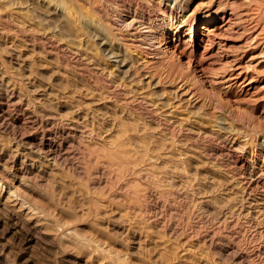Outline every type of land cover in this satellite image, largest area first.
<instances>
[{"label": "rangeland", "instance_id": "obj_1", "mask_svg": "<svg viewBox=\"0 0 264 264\" xmlns=\"http://www.w3.org/2000/svg\"><path fill=\"white\" fill-rule=\"evenodd\" d=\"M20 1L0 0V13L2 12V15L0 14V29L8 24L11 25V22L14 21L11 13H16L15 15L22 16L21 18L24 17L28 22L30 20L31 23H34L33 25H38L39 28L46 27L47 32H52L60 24L56 17V21L52 19L49 8H46L48 0H34V7L32 6V9L28 11L24 6L27 3H24L23 0ZM141 1L149 5L157 3L156 9L166 6V8L174 10L186 30L178 38L174 37L171 41L172 46L162 40V37L159 43H155L151 47L147 41H143L142 35L134 32L126 33L124 25L121 24L117 15L112 13L113 15L108 18L110 21L106 20L105 23L107 22L106 24L115 28L117 39L123 38L124 45L126 44L127 47L128 44L127 48L133 52L127 61V66L123 68V71L128 68L125 73L132 81L130 82L137 85L143 83L146 86V83L152 81L154 84L157 79L149 78L148 73L144 74L149 71L143 67L151 66L154 62L157 65L161 61L168 65L170 74L165 81L154 88L152 86L144 89L149 98L164 103V109L168 111L180 109L179 112L191 114L197 112L199 114L198 111L203 107L205 111L203 109L201 111L206 115L207 126L210 125L211 130L208 129L217 139L214 142L215 139H212V136V140L207 145L204 144L205 147L211 146L210 150L214 152L216 142L230 146L234 155L242 157L244 161L245 166L242 172L244 177L241 176L243 182H253L256 177H261L260 179L264 180V0ZM51 4L53 5V2L50 3V6H52ZM213 14L215 15V24L207 27L201 25L203 19H208ZM5 17H9V19ZM51 19L52 21H50ZM191 20H193V25L196 24V28L192 31L193 33L189 34ZM8 21L10 22L7 23ZM208 28L211 31L207 35L205 29ZM63 29L65 28L57 31V40L61 44L73 45L75 42L73 32L67 28L65 31ZM20 31L15 38L16 40L18 38L17 50L15 48H12L13 51L10 48L2 49L0 64L3 62L5 66L12 53L19 54L18 58L22 62L24 60V64H31L34 68L31 67L32 78L36 82H40L39 86L45 89L51 90L49 87H52L53 91L56 89L58 96L50 98L54 99V103H44L43 97L40 96L44 89L40 88L39 92L36 91L39 96L27 92V97L39 99L34 103L48 106L58 121L67 122L70 115L67 109L62 107V105L64 106L62 102L68 100L69 104H76L77 98L74 94L69 96L70 94L66 90L63 91L64 94L59 91L60 95L58 90L61 89L58 88V83H60L59 77L62 76L60 74L66 71L71 73L70 80H68L74 79L75 76L70 72L73 68L70 64L66 66L63 62L61 63V59H57L54 53L51 54L53 57L48 56V62L42 63L43 57L36 52L38 50L37 42H31L34 36L30 38L29 33L23 31L22 34V30ZM141 32L150 36L146 29L142 28ZM0 34L2 33L0 32ZM198 34H200V38H196ZM21 38L23 43H21ZM183 43L187 47L186 49H184ZM120 47L123 50V45ZM7 50L10 56L7 54ZM31 50H36V54ZM131 65L132 67H130ZM40 66L42 69L39 68ZM133 69L134 72L137 70V74L133 72ZM112 70L114 71V68ZM15 73L10 71V74ZM43 75L46 80L40 78ZM123 75L125 74L122 73L120 76ZM85 77L91 86L94 79L89 75H85ZM48 79L50 82H46ZM99 84L97 85L100 86ZM95 85L93 84L91 87L95 88ZM23 93L26 95L25 92ZM65 94L68 95V98L64 99ZM154 95L156 96L154 97ZM1 102L0 100V264H232V253L226 251V247L231 244L236 247V249L234 248L236 252L245 257L249 256L250 259L252 251L262 249L258 257L253 260L263 264L264 235L260 236L259 234L258 236V229L264 227V188L248 190L249 193L242 195V201L240 196L235 193L238 189L233 184L237 181L230 176L232 174L229 170L232 165L229 164V167L225 161L217 158L219 156L214 154L215 156H213L217 159H210L214 161L212 163L206 159L204 167L203 163H198V167L201 165L202 168L197 167V170L194 162L183 164L184 169L180 171L179 175L180 178H183L182 181L185 177L191 176L188 174L193 176L196 173L194 180L204 183L201 182L205 192V195L202 194L200 197L204 200L201 209L198 201L192 200L195 199L192 197L194 195L193 183L195 182L190 184L191 187L189 184L180 182L177 183L179 188H173V195L169 194L172 191L166 190L163 195L160 194L162 198L158 194H156L158 198L153 194L149 197L150 199H144L140 203V213L133 206L130 197L128 198L130 190L128 188L124 189V191L127 190L126 192L119 190L118 184L121 181L116 180L118 184L113 181L115 180L112 178L114 175L113 173L110 175L109 169L105 168L102 170L103 172L99 171L100 164L97 163L99 161L95 163L97 155L91 148V144L94 143L93 139L90 141L82 139L83 142L79 141V136L74 137L67 144H63L62 148L60 147L57 161L54 162L36 150L38 140L42 136L40 133L42 129L38 128L33 131L28 125L29 115L18 113L12 105H1ZM54 106L55 108H53ZM65 111L66 113H63ZM75 125L78 130L82 129L80 124ZM86 128L89 129V127ZM32 132L38 133L33 134ZM59 140L57 139V141ZM185 144L188 145V142ZM201 144L203 143L201 142ZM191 152L194 150H189L188 154ZM188 154L187 157L190 156ZM203 154L199 153L202 158H206L208 155ZM90 155H92L91 158ZM213 156L211 157L213 158ZM98 160L100 159L98 158ZM216 165L219 168L218 166L216 168ZM223 167H227L228 171ZM212 169L215 171L214 173L224 174L222 182H217L215 179L209 180L210 176L214 175ZM223 169L225 170L223 171ZM206 171L211 174L206 177L208 180L205 178ZM192 176L191 178H193ZM235 177L237 178V176ZM115 183L117 187L114 185ZM209 185H216V188L209 189L207 188ZM212 196L217 197L216 199L219 198V201L211 202ZM163 198L166 201H163ZM239 204L244 207H242V212L240 214L233 212V216L226 214L224 219L229 217L225 219L226 222L223 218L218 219L207 214L208 212L205 210L209 208L211 212V206L226 209ZM136 212L137 214H135ZM214 217L216 219H213ZM215 237L221 239L220 246L215 245ZM235 262L237 261H234L233 264Z\"/></svg>", "mask_w": 264, "mask_h": 264}, {"label": "bare ground", "instance_id": "obj_2", "mask_svg": "<svg viewBox=\"0 0 264 264\" xmlns=\"http://www.w3.org/2000/svg\"><path fill=\"white\" fill-rule=\"evenodd\" d=\"M33 1L34 0H23L24 3H27L26 5H24L25 8L27 7V11L32 9ZM52 2H53V5L51 4L52 6H50V3ZM156 5L158 4L152 3L151 5H149V4L144 3L141 0H48V4L46 5V8H49V12L52 15V19L56 21L55 20V17H56L60 23L58 25L59 27L56 26V28L58 29L55 28V30H53L52 32H47L45 30L46 27L39 28L38 25H33L34 23H31L30 20L28 22L24 19V17L21 18L22 16L19 17L15 15L16 13L15 14L11 13L12 14L11 17L13 18L14 21L11 22V25L8 24L6 26L1 27L0 29V32L3 34V35L0 34L1 36L0 37V43H1L0 51L5 48L7 49L10 48L11 50L12 48L16 49V45H17L16 43H17L18 38L17 40L15 38L16 36H18V33L21 32L20 30H22V34L24 32H27V34L29 33L30 38L31 37L33 38L34 36V39L32 40L30 38L29 39L31 40V42H34V43L37 42L38 50L37 51L35 50V51L43 57V59H41L42 63L48 62L47 61L49 58L48 56L49 55L52 56L51 54L54 53L57 59H61V63L63 62L64 64H66V66L70 64V66L73 68V70L71 69L70 72L73 73L75 78L73 77L74 79H72L71 81H69L71 77V73L69 74V72L66 71L63 74H60L62 76L59 77L60 83H58L59 84L58 88L61 90H58V92L62 91L61 93L64 94L63 91L66 90L70 94L69 96H73L72 94L76 95L77 101H76V104L75 103L69 104L68 100H64L65 98H68V95H66L67 93L65 94L66 96L63 99L64 102H62L64 106L62 105V107L67 109L70 117L67 119V122L58 121L57 117L53 115L52 111H50L48 106L45 107V105L43 106L42 104L41 105L38 103L35 104L36 102H38L39 99L29 97V96L27 97V92L34 94V96L35 94L39 96V94L37 93L39 92V89L41 88V89H44V91L41 92L40 94V96H42L44 99V103L52 104L54 103L53 102L54 99L53 98L50 99V98L52 96L53 97L58 96L56 89L54 88L55 90L53 91L52 87H49L51 88V90H49V89H45L39 86L40 82L38 81L36 82L32 78L33 74L31 71V67H32L31 64H28V65L24 64L23 63L24 60L22 62L18 58L20 56L19 54L17 55L15 53L14 54L12 53V56L9 57L8 61H6L7 63L5 64V66L3 62L0 64V87H2L0 89L1 91L0 100L2 101L1 105H6V106L12 105L13 109L17 111L18 113H26L27 115H29V121H28V125H30L29 127H31L33 131L38 130V128L42 129V130L39 129L42 136L39 135L41 139L38 140L39 143L37 146L38 148L36 147L37 148L36 150L40 151L46 158H49L54 162L57 161L56 159L58 158V152L60 151L59 150L60 147L62 148L63 144H67L69 140H72L74 137L76 138L79 136L80 138L79 141H81L82 139L84 140L88 139L89 141L90 139L91 140L93 139L94 143L93 144L90 143V144H91L93 153L95 152V154L98 156V157L96 156L97 159L95 163L99 161L97 163L98 165L100 164L99 165L100 167L97 164H94V165H97L99 168V171L101 170V172H103L102 170H105V168L109 169L111 171L110 175H112V173L114 175V177L112 178H114L115 180L113 179L112 180L121 181L119 182L120 184H118V181H116V183L119 185L118 187L119 190L124 191V189L126 188L130 190V193H128V195L129 194L130 195L129 196L127 195V196L128 198L130 197V200L133 203V206L135 207L137 211H140V207H141L140 203H142L144 199L146 200L147 198L151 197L153 194L155 195L158 194L160 196V194L163 195V193L166 192V190L172 191L173 188H176V187L179 188V186H177V183H180V182H182V184L183 183L189 184V186L191 183L195 182L193 183L194 195H192V197H195V199H192V197L191 199L195 200L196 202L198 201L199 208L201 209L203 207L204 200L201 199L200 197H202L201 196L202 194L203 196L205 195L204 187L201 184L202 181H199V180L195 181L196 179L194 180L196 173L193 174V176L192 174H188V176L191 175L193 178H191V176L187 178L185 177L186 179L184 178L183 181H182L183 178H180L181 176L179 174H181L180 171L184 169L183 164L194 162V164H196L195 166L197 170V167L199 165L198 163H201V164L203 163L202 166L204 167L206 159L207 160L209 159L208 162L212 163L214 159L216 160L217 158H219V160L221 159L222 161H225V163L228 166L229 164L232 165L231 169L229 168L230 166L229 167L227 165L226 166L230 169L229 171L232 174L230 175L231 178L232 179L234 178V180L237 181L235 182V184H233L235 185V187H237L236 189H238V191L236 190L237 192L235 193L238 194L240 196L239 198H241V200L243 201L242 195L247 193L248 190L250 189L254 190L253 188H258V187L264 188V180H261L260 179L261 177L260 178L256 177V179H254L253 182L252 181L243 182L242 180L243 178L241 179V176L244 175L242 172H243L245 164L243 163L244 161L242 157L235 156L230 146H226L225 144H222L220 142L219 143L216 142L215 143L216 145L214 144V142L217 141V139H215L214 136L209 131L210 125L207 126L208 122L206 120L207 119L206 115L204 114L203 111H201L203 107L200 109V111L197 110L199 114H197L196 110H195L196 113H192V114L187 113V112H179L180 109L168 111L164 109V103L159 102L158 100H157L158 102L154 101V99L149 98L148 94H146L144 89H148L152 86L154 88L156 85L158 84L161 85L163 81H165V79L170 74V71H169L170 67L162 63V61L157 63V65L154 62V64L152 65H155V66L151 65V66L145 67L143 65L144 66L143 69L149 71V72L147 71L144 72V74L148 73L149 78L152 77L154 79H157L154 84L152 81H150V83H146V86L145 84L141 82H140L141 83L140 85H137L136 83L135 84L131 83L132 81L127 76L128 74L125 73V71H127L128 68L123 71V68L127 66L128 64L127 61L128 59L131 58V54L133 52H131V50L129 51V49L127 48L128 44H127V47L125 46L126 44L124 45L125 42L123 38L117 39V36L115 34V28L112 27L110 24H106L107 22L105 23V21L109 20L108 18L115 13L117 15V18L120 20L121 24H123L124 27L126 28L127 30L126 33L134 32L136 34L142 35L143 41L144 42L147 41L149 43L148 45H150L151 47L154 46L155 43H159L162 37H163L162 40H164L167 44H170L172 46L173 44H171V41H173L174 37L178 38L182 33L184 34V31L186 30V28L183 26V22H180V20L177 18L174 10L166 8V6L156 9V7H158ZM122 13H124L125 15L122 16L121 15ZM0 14L2 15V12ZM5 18L9 19V17H5ZM52 19L50 21H52ZM10 21H8L7 23H9ZM113 23L115 22L113 21ZM211 24H215L214 14L211 15V17H209L208 19H203L201 23V25H204L206 27ZM195 25H193V20H191V23L189 24V31H190L189 34H191L194 28H196ZM40 26L42 25L40 24ZM61 28H65V29L67 28L73 32V35L75 38V42H73V45L71 44V46H68L65 44H61L57 40L56 33L57 31H60ZM142 28L146 29V32L148 31L150 36L146 35L145 33H142L141 32ZM65 29H63V31H65ZM205 30L207 32V35L209 31H211L210 28L205 29ZM119 33L122 36L121 32ZM196 38H200V34H198ZM21 43H23L22 38H21ZM19 44H20V41H19ZM121 45H123L124 47L123 50H122V47H120ZM18 48H22V47H18ZM186 48L187 47L184 44V49ZM35 51L33 50L32 53H34ZM36 52L34 54H36ZM7 54H8V50H7ZM55 57L53 58L54 60H55ZM6 65H8L9 67H7ZM42 66H40L39 68H41ZM70 66L68 67L69 70H70ZM130 67H132V65ZM113 68H114V71L112 70ZM10 71H14V73L15 72L16 73L10 74ZM133 72H134V69H133ZM136 72L137 70L134 73ZM122 73H124L125 75L127 74V75L120 76ZM51 75H55V74H51ZM85 75H89L90 78L94 79L93 84H96L95 88H93L94 86L91 87L93 84L90 86V83L89 81H87L88 79H86ZM21 78H22V82H21ZM40 78H43V80H46V77L44 79V75L43 77L41 76ZM128 78L129 80H127ZM148 79H147V82L149 81ZM49 80L50 79H48L46 82H50ZM136 80L138 81L137 78ZM97 84H99L100 86H98ZM48 85H50V83H48ZM23 92H25L26 95H24ZM155 96L156 95H154V97ZM35 100L37 101L34 103ZM53 108H55V106ZM56 108L58 107L56 106ZM63 113H66V111ZM66 118L67 116L65 117V119ZM57 124L58 125L60 124V126H58ZM75 124H80L82 129H79L80 130L79 131ZM213 126L216 127V125H213ZM86 127H89V129ZM36 133L38 132H34L33 134H36ZM22 136L24 137V134ZM211 138L215 139L213 140L214 141L213 144L215 145L214 146L215 149L213 148L214 152H211L210 150L211 146L205 147L204 145L205 143L207 145V143H209L212 140ZM57 139H60V140L57 141ZM183 142L185 143L188 142V145H186ZM201 142L203 144H201ZM189 150H192V151L194 150V152H191V154H188ZM199 153H204L205 155L207 154L208 155L206 158L204 156H203L204 158H202L199 155ZM187 154L190 155L189 156L190 158L187 157ZM214 154L219 157L215 158ZM92 155H90V158ZM211 156H213V158ZM98 158L100 160H98ZM210 159H213V160H210ZM217 166L218 165H216V168ZM199 167H201V165ZM227 167L226 168L223 167V168L227 170ZM95 168L98 170L97 167ZM96 169L94 170L96 171ZM225 169H223V171ZM202 170L204 171V169ZM107 171L105 172L108 173ZM214 172L215 171L213 170V173ZM205 175L202 174V176H205V178L209 177V175L211 174H208V172L206 171ZM223 175L224 174H220L219 172H216L214 173L213 177L210 176L209 180L215 179L217 182H222L221 179L222 178L224 179ZM235 176H237V178ZM122 180L124 181L122 182ZM113 181H112V184H113ZM116 183L114 185H116ZM211 187L212 189L213 188L215 189L216 185L215 186L209 185V187L207 186V188L209 189ZM173 191L170 192L169 194L173 195L174 193ZM176 193H179V192H176ZM183 195L185 196V194ZM160 197L162 198V196ZM216 198L215 196H212L210 201L214 202L215 200L217 201L219 199V198L218 199ZM164 200L165 199L163 198V201ZM188 204L190 205L191 203H188ZM219 205H220V202H219ZM242 207L243 206H241L240 204L238 206L234 205V206L227 207L226 209L220 208L219 206L218 207L211 206L210 207L212 210L211 212L209 208H206L205 210L206 212H208L207 214H210L211 216H215L218 219L220 218L224 219L226 214H229L228 216H230V214H232L233 212H237V213L239 212L240 214L242 212ZM205 210H202V211H205ZM135 214H137V212ZM231 216H233V214ZM215 217L213 219H216ZM228 218H225V219H228ZM236 223H233V224H236ZM258 232H259L258 236L259 234L260 236L264 235V227L259 228ZM212 242L213 241L211 240V244ZM214 242L216 243L215 245L220 246L221 239L216 238ZM234 248L236 249V247L235 246L233 247V245L231 244V246L226 247V251H229L230 254L232 253L231 259L233 260V262L237 261L235 262V264L236 263L238 264H260L261 263V262L257 263L256 261L253 260L255 259V257H258L259 253H261V250H262L261 248H260L261 250L257 251L256 249V251L254 252L252 251L251 255L249 254L251 256V259L249 258V256L245 257L244 255L236 252Z\"/></svg>", "mask_w": 264, "mask_h": 264}]
</instances>
